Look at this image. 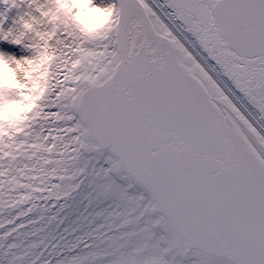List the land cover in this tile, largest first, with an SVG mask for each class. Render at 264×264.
<instances>
[{
  "label": "snow or ice",
  "instance_id": "1",
  "mask_svg": "<svg viewBox=\"0 0 264 264\" xmlns=\"http://www.w3.org/2000/svg\"><path fill=\"white\" fill-rule=\"evenodd\" d=\"M0 264H264V0H0Z\"/></svg>",
  "mask_w": 264,
  "mask_h": 264
}]
</instances>
